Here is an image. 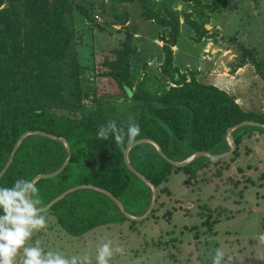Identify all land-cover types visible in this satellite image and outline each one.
<instances>
[{
	"label": "trees",
	"instance_id": "16d2710c",
	"mask_svg": "<svg viewBox=\"0 0 264 264\" xmlns=\"http://www.w3.org/2000/svg\"><path fill=\"white\" fill-rule=\"evenodd\" d=\"M138 4L143 19L170 26V36L178 34L179 19L164 2L138 0ZM71 10V0H0V173L16 143L27 132L38 131L65 139L71 152L68 164L60 173L35 182L42 201L40 207L45 208L74 187L93 186L119 200L130 216L142 217L151 206L153 191L139 175L156 187L157 195L169 194L167 183L173 174L182 172L188 180L218 161L199 156L181 167L172 162L185 161L198 152L215 156L228 153L229 128L247 121L264 126V112H245L226 91L200 83L194 77L190 81L184 77L175 80L177 71H169L173 54L167 47L164 71L175 86L157 97L146 92H133L132 96L141 103L136 121L141 131L135 142L154 141L166 158L154 145L143 142L128 151L127 164V148L122 151L111 136L108 140L96 137L98 127L110 119L83 110L84 92L74 51ZM81 13L90 18V9ZM187 22L192 30L206 32L195 21ZM132 37L127 34L121 47L113 52L115 57L105 58L102 65L126 97H129L126 88L132 90L131 61L136 55ZM240 49L241 65L250 57L260 71L262 64L253 58L251 49L243 44ZM116 123L118 127H127L119 121ZM254 132L264 134V128L243 125L231 133L236 146L233 157L238 155L237 146L242 137ZM67 159L62 141L29 135L16 149L0 178V187H11L18 178L33 180L38 175L54 173ZM156 210L157 207L153 208L148 217L154 216ZM48 211L60 228L73 237L130 220L114 199L92 188L66 194Z\"/></svg>",
	"mask_w": 264,
	"mask_h": 264
},
{
	"label": "rangeland",
	"instance_id": "374dc122",
	"mask_svg": "<svg viewBox=\"0 0 264 264\" xmlns=\"http://www.w3.org/2000/svg\"><path fill=\"white\" fill-rule=\"evenodd\" d=\"M165 3L179 19L178 34L142 17L138 0H71L75 55L85 113H95L125 125L138 120L141 103L126 97L104 68L105 58L131 34L133 92L162 95L171 86L165 73V48L173 54L169 71L175 80L193 77L226 91L245 112H264V0H150ZM90 9L87 19L81 11ZM206 31L196 32L187 20ZM172 37L174 42L171 43ZM176 37V39H175ZM240 44L251 49L241 65ZM73 54V51L71 52ZM165 70V71H164ZM75 114V111H72ZM238 155L233 152L188 178L175 173L167 183L169 194L157 195L154 216L132 224L124 221L97 227L82 236L65 233L50 211L47 227L29 244L41 241L45 251L65 256L89 255L105 240L122 246L111 264H211V249L223 247L229 264H264V134L242 137ZM2 211V210H0ZM22 256L16 258L19 264Z\"/></svg>",
	"mask_w": 264,
	"mask_h": 264
},
{
	"label": "clouds",
	"instance_id": "9594fccd",
	"mask_svg": "<svg viewBox=\"0 0 264 264\" xmlns=\"http://www.w3.org/2000/svg\"><path fill=\"white\" fill-rule=\"evenodd\" d=\"M126 91L131 98L133 91L127 88ZM140 131L139 124L130 117L126 129L118 127L115 120H109L98 127L96 137L108 140L111 136L123 151L133 146ZM41 203L39 189L33 180L18 178L11 187H0V264H17L18 256H22L19 264H93L89 255L67 257L58 250L45 251L40 240L28 243L36 232L47 227ZM258 239L264 244V232ZM124 252L122 246L114 247L111 240H105L95 250V264H111L115 254L123 255ZM209 259L211 264H229L231 258L226 260L225 249L217 247L210 250Z\"/></svg>",
	"mask_w": 264,
	"mask_h": 264
},
{
	"label": "water",
	"instance_id": "95a60500",
	"mask_svg": "<svg viewBox=\"0 0 264 264\" xmlns=\"http://www.w3.org/2000/svg\"><path fill=\"white\" fill-rule=\"evenodd\" d=\"M173 36H174V35H173ZM173 42H174V40H173V37H172V41H171V43H173ZM243 125H257V126H261V127L264 128L263 125H261V124H256V123H253V122H250V121L243 122V123H240V124H238V125H235V126L229 128L228 131H227V141L229 142L230 147H231V149H230V151H229L228 153L222 154V155H220V156H215V155H212V154H210V153H208V152H198V153L192 155L190 158H188V159L185 160V161H182V162H172L173 165H175V166H177V167L184 166V165H186V164H189L190 162H192L193 160H195V159H196L197 157H199V156H208V157L213 158V159H220V158H223V157H225V156H227V155H230V154L235 150V142H234V140H233V138H232L231 133H232L236 128H238V127H240V126H243ZM32 134H34V135H35V134H37V135H44V136H48V137L53 138V139H58V140H60V141H62V142L64 143V145H65V147H66V149H67V152H68V159L66 160L65 164H64V165H63L58 171H56V172H54V173H51V174L38 175V176H36V177L33 179L34 182H36L37 180H39V179H41V178H49V177L56 176V175H57L58 173H60V172L63 170V168L68 164V162H69V160H70V158H71V152H70L69 144H68V142H67L65 139L58 138V137H56V136H53V135H50V134H46V133H43V132H38V131H36V132H27V133H25L24 135H22V136L20 137V139L18 140V142L16 143V145H15L13 151H12L11 157H10L8 163H7V165L5 166V168L3 169V171L0 173V178L2 177V175L4 174V172L6 171V169L9 167V165L11 164V162H12V160H13V156H14V154H15V152H16V149H17L18 146L20 145L21 141H22L25 137H27V136H29V135H32ZM143 142H149V143H151L152 145H154V146L156 147L157 151L162 155V157L166 158V156L162 153V150H161L160 146H159L157 143H155L154 141H152V140H148V139H145V140H139V141L135 142V143L133 144V146L138 145V144L143 143ZM133 146H132V147H133ZM132 147L127 148V150H126V152H125V161L127 162V164L129 163V161H128V151H129ZM129 167H130V166H129ZM130 169H131L132 171H134L131 167H130ZM134 173H136V172L134 171ZM136 174L139 175L138 173H136ZM139 176H140V177H141V178H142V179H143V180H144V181H145V182L151 187V189H152V191H153V200H152L151 206H150L149 210L146 212V214L143 215L142 217H138V218H137V217L130 216L129 214H127V213L125 212V210H124L122 204L119 202V200H117L116 198H114L110 193L106 192L105 190H102V189H99V188H95V187H93V186H77V187H74V188H72V189L66 191L65 193H63L62 195H60L59 197H57L56 199H54V200H53L51 203H49L45 208H43V210H44V211H47V210H48V209H49V208H50L55 202H57L58 200L62 199L66 194H68V193H70V192L76 191V190L81 189V188H92V189H96V190H98V191H101V192L105 193L106 195H108L109 197H111L112 199H114L115 202L117 203V205H118V206L120 207V209L123 211V213H124V214H125L130 220L141 221V220L147 218V217L150 215L152 209L154 208L155 201H156V196H157V190H156V187H155L151 182H149L148 180H146L143 176H141V175H139Z\"/></svg>",
	"mask_w": 264,
	"mask_h": 264
}]
</instances>
